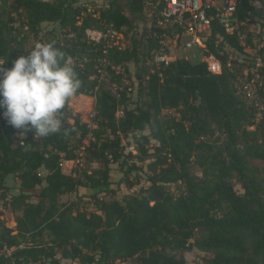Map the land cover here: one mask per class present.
<instances>
[{"label": "trees", "instance_id": "trees-1", "mask_svg": "<svg viewBox=\"0 0 264 264\" xmlns=\"http://www.w3.org/2000/svg\"><path fill=\"white\" fill-rule=\"evenodd\" d=\"M78 2L0 0L4 67L11 68L12 60L28 52L23 47L26 34L18 38L20 32L13 33L16 22L35 37L41 24L57 23L64 37L47 43L62 53L61 64L66 55L72 57L71 67L81 81L76 95L94 97L91 125L76 116L70 122L67 102L57 133L43 138L34 130L25 132L17 144L14 139L22 130L0 108V200L15 222L8 226L0 212V264H61V259L188 264L183 252L192 248L203 253L201 264H264V178L253 164L264 161V114L257 118L255 100L239 97L234 83L238 73L224 51V45L238 52L251 45L249 38L240 40L241 23L262 15L264 0H237L234 17L240 25L231 33L213 22L206 53L220 59L221 73L210 72L204 61L178 57L145 80L137 71L131 82L145 98L141 102L129 101L127 86L117 95L101 87L98 68L106 57L107 74L120 81L130 73L127 64L139 62L142 38H133L130 46L105 47L104 41L88 42L85 30L97 23L127 33L143 18L146 4L153 6L154 23L157 0H125L123 6L106 0L96 16ZM146 42L148 49L156 44L152 37ZM260 57L256 66L264 78V47ZM255 86L257 101L264 99V82ZM166 109L176 115L163 119ZM124 144L135 152L124 154ZM80 150L86 167L65 171L63 164L77 160ZM113 165L122 174L119 184H148L121 199L100 197L116 192ZM9 175L18 180V191L8 195ZM67 194L75 200L61 201ZM86 198L93 205L88 211L78 205Z\"/></svg>", "mask_w": 264, "mask_h": 264}, {"label": "rangeland", "instance_id": "rangeland-1", "mask_svg": "<svg viewBox=\"0 0 264 264\" xmlns=\"http://www.w3.org/2000/svg\"><path fill=\"white\" fill-rule=\"evenodd\" d=\"M120 4L123 6L125 0H118ZM79 5L86 6V8L90 9L86 12H94L96 16L98 11L103 8L106 5V0H79ZM258 5V4H257ZM259 6V5H258ZM153 6L152 4H146L143 8V18L136 19L133 23V28L131 30H128L127 33L120 32L122 37L120 39V45H127L130 46L132 44L133 38H136L137 40L142 38V45L140 46V55H139V62H129L127 64L129 69V74L126 75L123 74V77L120 81H114L111 78V74H107V70L105 67H103L102 63L99 66L100 68H103L106 72V79L100 81V86L111 91L113 94L117 95V92L119 90H122L125 86H130V81H132L133 77H136L135 73L137 71L143 72L144 80L147 77V74L151 72L150 66L147 64V53L151 49L149 48V42H146L148 39V34L152 31L154 27V23H152L153 16L155 15L153 13ZM125 13H128L126 9H124ZM88 12V13H89ZM15 31L14 34H17V32L20 34L17 35L18 38H20L22 35L26 34V41L23 47L26 49V51H30L33 46L37 43H47L49 40L53 39H61L64 37V32L59 27L57 23L52 22H45L41 24V30L38 32V36L35 37L33 33L27 34V26H20L21 21L16 22ZM91 26L94 29H100L103 30V26L97 25V23H92ZM240 25V24H239ZM239 25H236L238 27ZM241 25H244L245 29L241 31L240 40L245 43L247 38L250 39L251 45H247L244 47V50L242 52L235 51L233 48L224 45V51L228 55L229 61L232 62L235 69L237 70V76L240 77V79L237 80V85H239L240 80L251 79L254 78L255 83L258 85L260 83L264 82V78L258 73L257 69V63H261V57H260V49L264 47V13L260 15L259 17H256V19L253 20V22L246 21L241 23ZM96 26V27H95ZM145 41V43H144ZM146 44V45H145ZM178 58H185L188 59L191 62H198L202 61V51L200 49H189V50H179L177 52ZM135 80L138 79L136 78ZM256 87V86H255ZM127 95L129 97V101H144V97L141 95H138V86L136 83H132V89L131 91H127ZM239 97L245 99L247 102H251V99L248 97H245L244 93L238 92ZM259 105L264 106V99H259ZM93 106H94V97L93 96H86V95H74L68 100V109L70 113L69 121H73V117H78L81 121L89 123L91 125V119L93 117ZM261 109V108H260ZM261 114H264V109H262ZM119 113V112H118ZM120 114V113H119ZM176 115V113L173 110L166 109L163 110L161 113V116L163 119H166L169 116ZM215 135L221 136L217 131L214 133ZM213 138V137H212ZM21 134H17L14 143L17 144L21 140ZM79 158L77 160H73L70 162H66L63 164V169L67 172H72L73 169L78 168L79 170H83L86 167L84 157L82 155V151H79ZM253 164H255L260 171V175L262 178H264V161H253ZM96 163H92L91 167H96ZM193 171L196 173L199 172V169L193 166ZM122 174L119 171V168L117 165L112 166L111 171V181L113 182V188L116 189L115 194H110V192H105L100 194V197L104 199H121L125 194L138 192L141 186H146L148 183L141 180L140 185H136L132 188H128L126 185L119 184V180L121 178ZM6 183L8 185V190L5 191L6 194H14L18 191V180L12 176L9 175L6 178ZM236 189L240 191L238 188V185H235ZM169 189L171 191L176 192V186L170 185ZM32 200H35V197H32ZM61 201H68V200H75L74 194H67L60 197ZM79 208L83 210H91L93 209V205L91 203V200L89 199H83L79 201L78 203ZM0 212L3 213L5 217L6 224L8 226H13V220H14V214L11 210L8 208H5L2 200H0ZM183 256L188 264H201L203 253L198 251L197 249H189L187 251L183 252ZM80 264L77 261H71V260H64L61 259V264ZM116 264H135V260H129L126 262H120L117 261Z\"/></svg>", "mask_w": 264, "mask_h": 264}, {"label": "built area", "instance_id": "built-area-1", "mask_svg": "<svg viewBox=\"0 0 264 264\" xmlns=\"http://www.w3.org/2000/svg\"><path fill=\"white\" fill-rule=\"evenodd\" d=\"M156 3L160 5V8L154 20V27L147 35L154 38L156 43L147 53V64L151 72L176 59L179 50L200 49L202 61L206 62L208 70L213 74L221 73L222 62L214 54L206 53V41L212 35L214 21L218 22L225 32L234 31L237 25L234 17L237 0H157ZM85 37L88 42L94 44L104 41L105 47L114 45L120 48L121 46L122 35L112 27L103 28V30L87 28ZM103 53H106V49ZM65 62L72 66V57L66 55ZM101 63L105 67L108 64L107 58L104 57ZM104 79H106V72L99 67L98 80L100 82ZM238 79L240 77L236 76L234 80L237 92H242L245 97L255 100V106L258 109L257 118H259L264 106L259 105L257 101L255 80L242 79L237 85ZM132 83L130 81L128 91H131ZM2 116L5 117L4 112ZM20 143L22 144V141ZM129 152H135L134 146L124 144L123 153Z\"/></svg>", "mask_w": 264, "mask_h": 264}, {"label": "clouds", "instance_id": "clouds-1", "mask_svg": "<svg viewBox=\"0 0 264 264\" xmlns=\"http://www.w3.org/2000/svg\"><path fill=\"white\" fill-rule=\"evenodd\" d=\"M62 53L53 43L37 42L27 55L0 62V108L16 129L46 138L62 127L69 98L81 87L74 68L61 64Z\"/></svg>", "mask_w": 264, "mask_h": 264}, {"label": "crops", "instance_id": "crops-1", "mask_svg": "<svg viewBox=\"0 0 264 264\" xmlns=\"http://www.w3.org/2000/svg\"><path fill=\"white\" fill-rule=\"evenodd\" d=\"M13 223H14V225H15V222H14V220H13ZM14 225H13V226H14ZM13 226H12V227H13ZM10 227H11V226H10ZM64 260H66V259H64ZM73 264H76V263H73Z\"/></svg>", "mask_w": 264, "mask_h": 264}]
</instances>
